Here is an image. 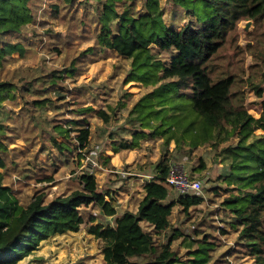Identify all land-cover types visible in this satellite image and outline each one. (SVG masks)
<instances>
[{
  "label": "rangeland",
  "instance_id": "rangeland-1",
  "mask_svg": "<svg viewBox=\"0 0 264 264\" xmlns=\"http://www.w3.org/2000/svg\"><path fill=\"white\" fill-rule=\"evenodd\" d=\"M134 14L145 11L144 0L127 1ZM97 0H33V21L27 22L20 34L7 36L12 42L21 43L24 51L15 50L6 55L0 70V81L15 73L22 83L32 81L36 90L33 97H21L16 88L3 90L6 96L0 104V189L19 207L35 196L50 200L57 195H67L80 188L78 178L84 170L96 176L99 187L116 208L115 215H107L97 204L81 206L84 222L77 231L54 234L42 240L39 247L17 261L16 264H105L104 241L90 233L91 224L114 225L118 215L125 211L136 212L138 202L145 193V174L157 173V165L169 153L172 160L185 161L198 176L206 178L198 195L203 196L200 204L187 211L176 204L168 229L155 233L153 254L134 260L148 261L160 255L163 245L169 242L174 253L173 264H254L240 237L239 224L226 198L235 191L227 176L238 165L233 156L224 158L223 149L235 147L239 137L223 141V136L214 140L193 144L183 139L182 147L169 144L154 129L144 128L149 135L141 137L132 148H114L118 139L133 140L136 128L140 127V109L135 108L138 100L154 89L140 81H128L131 59L116 50L95 46L92 19L97 13ZM120 10L123 2L119 3ZM166 10V21L179 20L181 28L193 21L200 22L185 13L173 0H160ZM178 12H171L172 10ZM93 47L91 50H86ZM170 50L151 45L143 53V61L167 64ZM70 65L76 71L63 76L60 83L65 97H58L48 85L49 75L54 70H63ZM208 69L213 80L232 76V91L244 97L247 111L259 117L264 97V18L243 19L229 32L223 45L211 58ZM61 73V72H57ZM161 73V71L159 72ZM254 85L263 89V97L257 95ZM253 106H259L258 113ZM104 109L110 119L99 116ZM81 119V125L90 128L88 145L80 148L71 143L79 133L70 126L72 119ZM156 122L152 121L154 125ZM264 129L258 127L255 134ZM66 141L73 150L62 152L55 146ZM68 154V156H65ZM103 156L110 161L104 163ZM170 161V162H171ZM235 172L237 170L235 169ZM169 201L174 200L169 190ZM1 197V195H0ZM15 219L11 220L14 223ZM144 229L152 227L142 223ZM174 229L194 239L191 246L184 244V236L170 239ZM205 249L203 254L201 249Z\"/></svg>",
  "mask_w": 264,
  "mask_h": 264
},
{
  "label": "trees",
  "instance_id": "trees-1",
  "mask_svg": "<svg viewBox=\"0 0 264 264\" xmlns=\"http://www.w3.org/2000/svg\"><path fill=\"white\" fill-rule=\"evenodd\" d=\"M62 1L72 3L75 0ZM127 1L97 0L98 4L94 6L97 13L91 22L94 24L95 46L116 50L123 57L131 59L128 81H140L155 87L135 105L140 109L138 119L141 128H136L133 140L118 139L114 148L136 147L141 137L150 134L144 128L154 129L152 133L160 134L168 144L174 140L176 147H182L183 139L193 144H203L221 135L223 141L239 137L235 147L230 144L222 150L225 159L233 156L238 163L227 176L228 181L236 185H233L235 191L226 198V204L242 225V244L254 264H264V132L254 133L258 127L264 129L263 89L254 85L257 95L263 97L261 115L254 117L247 111L244 97H238L237 91H232V76L213 80L208 69L211 58L238 22L264 18V0H173L186 14L200 22L199 26H194L193 21H189L181 28L176 23L179 20H165L167 11L160 0H144L146 10L137 14L132 12V3ZM120 2H123L122 10ZM32 4L33 0H0V70L8 53L24 51L21 43L9 41L7 36L20 34L25 24L33 21ZM171 12L178 11L175 9ZM151 45L170 50V61L167 64L143 61V53ZM75 71V65L52 71L45 88L53 89L58 97H65L60 79ZM11 88L18 89L21 97H31L32 102L41 101V98L32 95L36 90L32 81L22 83L12 73L9 78L0 81V104L6 97L3 90ZM253 108L260 112L259 106ZM98 114L105 121L110 119L104 109H100ZM80 120L72 119L70 123L72 128L79 130L74 141L71 137V143L86 148L90 128L81 125ZM152 121L156 123L153 125ZM3 131L4 125L0 123V133ZM55 146L62 152L73 150V145L66 141L55 140ZM171 158L172 154L169 153L158 163L157 176L160 180L167 176ZM103 160L108 163L110 158L103 156ZM78 178L81 187L67 195L60 194L50 200L35 196L20 207L2 191L4 188L0 189V264H16L51 235L79 230L84 222L81 206L94 203L105 214H116L115 206L106 198L107 193L100 189L93 173L84 170ZM144 188L145 193L138 202L136 212L127 210L118 215L114 225L98 223L89 226V232L104 241L105 264L175 262L169 242L152 260L138 261L133 258L153 254L154 234L163 233L169 228L177 203L187 211L200 204L203 196H186L169 201V189L157 180L146 181ZM12 219H15L14 223H11ZM142 223L152 227L153 232L144 229ZM179 236H184L187 246L194 242L179 229H174L169 241ZM205 249L208 248L204 247L200 252L206 254Z\"/></svg>",
  "mask_w": 264,
  "mask_h": 264
},
{
  "label": "built area",
  "instance_id": "built-area-1",
  "mask_svg": "<svg viewBox=\"0 0 264 264\" xmlns=\"http://www.w3.org/2000/svg\"><path fill=\"white\" fill-rule=\"evenodd\" d=\"M157 174L158 171L157 173H147L144 176L146 181L157 180L164 183L169 190H172L175 197L174 200H178L181 197L198 195L206 180L204 176L196 175L197 173L193 169H190L185 161L178 160L170 162L168 174L164 180H160Z\"/></svg>",
  "mask_w": 264,
  "mask_h": 264
}]
</instances>
